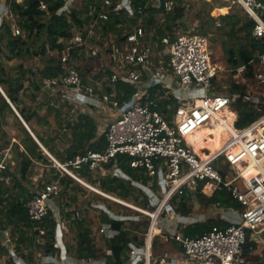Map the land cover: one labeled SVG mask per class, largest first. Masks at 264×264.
Wrapping results in <instances>:
<instances>
[{"label": "trees", "instance_id": "1", "mask_svg": "<svg viewBox=\"0 0 264 264\" xmlns=\"http://www.w3.org/2000/svg\"><path fill=\"white\" fill-rule=\"evenodd\" d=\"M42 1L47 4L45 10L40 8ZM66 1L6 0L11 15L5 16L0 23V86L39 141L62 163L89 150L103 151L108 142L106 133L99 131L95 118L80 110L83 104L68 96L71 89L62 85L55 86L51 84V80L66 74L68 66H74L84 77L85 84L96 85L89 80V70L84 66V62L88 58H103L106 53L98 51L94 54V47L101 50L105 44L125 41L127 33L132 32L141 23L147 33V42L151 41L153 44L157 42L160 44L159 47L163 48V37L170 36L174 40L178 33H181L179 27L187 9L185 0H173L174 7L171 10L154 6L152 0H131L134 14H130L126 9L120 12L111 11L107 20H100L94 26V35L90 38L93 47L87 44L71 46L70 41L79 30H83L84 36L87 37L88 28L98 17L101 6L98 0H83L81 6L75 5L70 11L60 12ZM215 1L219 3V7H222L218 11L228 12V7H224L227 6L226 0ZM204 3L209 4L206 0ZM92 5H97L98 8L90 14ZM237 5L245 15L229 12L216 18L209 12L208 19L201 22V29L192 31L208 36L210 27L216 25L219 20L221 29H228L227 33L231 37L236 36L238 40L237 44L233 43L230 37L224 42L229 70L247 65L248 74L252 75L251 62L257 58L259 51H264V43L252 34L256 21L249 16L242 5ZM206 25L209 28H205ZM35 58L41 59L42 63L33 68ZM28 62L31 64H27ZM111 73L112 69L107 65L100 72V79L104 77L102 80L105 82L104 91L109 94L115 93L114 99L120 104L131 101L137 88L124 81H119L115 88L109 87L107 76L109 77ZM219 89L223 90V87L220 86ZM45 90L48 92L47 95ZM227 90L230 93L241 94L233 103V108L239 114L238 127H245L259 117L261 111L244 100L245 85L233 81V85ZM51 91L54 93L52 96ZM38 93L45 95L41 101L38 99ZM11 103L0 90V130L11 118L19 131L18 141L12 146L16 159V168L11 171L12 182L0 183V230H10L18 254L31 264H37V255L42 253L59 256L61 249L56 245L59 222L69 255L79 260L102 259L106 264H125L132 248L134 246L141 248L145 244L150 217L117 201L116 203L126 212L114 213L115 207L108 202L111 199L97 192L96 199H103L109 203L105 209L101 208L100 227L103 223H107L118 233L109 237L99 232L100 227L96 230L92 229L91 222L79 209H69L73 204L78 203L80 192L88 189L80 181L58 168L55 161L45 153L33 133L25 126ZM177 105L173 97L159 101L160 110L170 120ZM9 144V142L0 144V151ZM130 160L127 155H119L117 160H112L103 166L104 171L101 169L92 171L88 165L72 169L84 181L107 194L142 208L155 209L156 206L152 203L148 189L150 182L153 181L151 190L156 194L160 192L157 179L149 176L141 168L131 167ZM41 166H43L42 170ZM117 166L130 178L114 174L113 171ZM39 174L40 177L36 176ZM53 180H58L62 185V191L55 198L60 212L56 214L51 211L42 221H34L29 216L27 204L38 190ZM135 182L143 185L145 191ZM84 202L89 208L95 203L89 198ZM172 204L177 212L186 216L197 215L202 211L209 213L212 206L218 207L217 209L242 208L229 191L217 190L210 194L204 190L203 184L197 187L195 198L189 190H186L181 200L178 201L176 196L172 199ZM58 217H60L59 222ZM227 225L228 223L225 224L218 217L208 214L206 220L187 225L183 232L186 236L198 237L214 226ZM70 228L76 229L75 243L66 241V232ZM100 238H103L105 243L104 249L99 245ZM170 244L181 248L173 239L168 242L161 236H156L153 241V251L155 253L161 246ZM258 244L259 240L249 235L248 242L244 246L242 264H264L263 258L250 259ZM2 254L8 255L6 264H17L9 255V249L2 245L0 240V255Z\"/></svg>", "mask_w": 264, "mask_h": 264}, {"label": "built area", "instance_id": "2", "mask_svg": "<svg viewBox=\"0 0 264 264\" xmlns=\"http://www.w3.org/2000/svg\"><path fill=\"white\" fill-rule=\"evenodd\" d=\"M73 1L67 0L60 12L70 11ZM229 1L242 5L256 21L252 34L264 43V0ZM98 2L101 10L90 24L89 34L85 37L84 31L79 30L71 39V46L87 44L93 47L90 40L94 35L93 28L100 20H107L111 11L126 9L134 14L131 0ZM152 2L158 8L171 10L174 7L173 0ZM40 8L47 9V4L42 1ZM97 8V5H92L90 14ZM10 15L7 2L0 3V23ZM217 23L221 25L219 20ZM126 36L123 42L105 44L103 50L94 47V54L98 51L106 53L105 66L112 69L110 76H107L109 87L115 88L119 81H124L137 88L131 101L120 104L114 99L115 93L104 91V81L96 85L85 84L84 77L74 66H68L66 74L51 80L55 86L70 88L68 96L80 104L96 99L99 103L95 106L109 104L117 112L103 129L108 142L103 151L89 150L66 163L53 156L52 159L59 169L94 191L150 217L145 244L141 248L134 246L125 264H242L249 235L260 241L264 234V91H259V86L264 85V51H259L257 58L251 62L252 75L248 74L247 65L229 70L236 84L246 86L244 100L261 111L259 117L249 125L238 127L239 114L233 108V103L241 94L230 93L227 90L229 86L225 84L222 91L214 86L223 68L215 66L212 61L209 36L192 30L181 32L174 40L170 36L163 37V48H160L157 42H147V33L141 23ZM170 73L178 77V87L170 92L178 103L171 120L159 108V101L169 98L154 97L150 90L163 84L164 76ZM229 112L236 114L233 122L229 119ZM218 126L225 127L230 134L223 146L215 151L209 147L198 151L189 136L203 128L215 129ZM214 137L215 133L210 134V138ZM119 155L129 156L131 167L141 168L157 179L160 192L156 194L151 190L153 181L148 189L155 209L142 208L107 194L88 184L72 169L88 165L92 171L103 170L105 164L117 160ZM13 157L11 148L0 151V183L12 182ZM253 167L258 173L248 177ZM113 173L130 178L118 166ZM200 184L207 192L229 191L242 209L220 208L227 226H214L198 237H189L183 229L198 220L195 214L186 216L177 212L172 199L177 196L180 201L186 190L195 198ZM61 191L62 185L58 180L46 183L27 204L30 218L42 221L51 211L59 214L55 198ZM58 228H62L60 222ZM99 232L109 237L118 233L107 223L100 227ZM156 236L168 242L173 239L181 248L170 247L155 256L153 241ZM0 240L17 264H31L18 254L10 230H0ZM56 245L61 249L59 256L39 254L41 264H106L102 259L79 260L69 255L67 249Z\"/></svg>", "mask_w": 264, "mask_h": 264}, {"label": "rangeland", "instance_id": "3", "mask_svg": "<svg viewBox=\"0 0 264 264\" xmlns=\"http://www.w3.org/2000/svg\"><path fill=\"white\" fill-rule=\"evenodd\" d=\"M185 1L187 3L186 4L187 9H186L185 17L181 21L182 24L179 27L180 32L201 29V27H200L201 22L208 19V13L209 12H210L211 16H215L216 18L219 17L220 15L227 14L229 12H238L242 16L245 15V13L241 9V7H239L235 3H232L229 0H226L227 6H224V7H228V12H226V13H222V12L218 11V9H220L222 7H219V3L215 0H206L209 2V4H207V5L204 3V0H185ZM82 4H83V0H74L72 7L75 5L81 6ZM217 25H218V23L216 25L210 27V29H209L210 34L208 35L210 37V43H211L212 61H213L215 66L219 65L220 67L223 68L219 73L220 77L215 80L214 86L219 88L220 86L225 84L226 86L228 85L230 87L231 85H233V80H231L229 67L227 65L228 64L227 63V57L228 56H227V53L225 51L224 42L226 40H228L231 36L227 33L228 29L227 30L221 29L222 27H220V25H218V26ZM222 26H224L223 22H222ZM205 28H209V27L206 25ZM239 35H241V34H239ZM231 38H232V42L237 44V41H238L237 37L233 36ZM106 61L107 60H106L105 56L103 58H88L85 60L84 66H86V68L89 70L88 78L92 83H94L95 81L90 79V77H92L94 74H97V73L99 74L100 71L105 67ZM15 62H17V60H15ZM33 62H35V63L32 64V67L36 68L37 65H41L42 60L41 59L39 60V58H35V60L33 59ZM27 64L30 65L31 63L28 62ZM103 79H104V77L97 80V82L95 84H98L99 82L102 83ZM230 81H232V83H230ZM166 83H167V85H166ZM162 85L166 89L168 87H170L169 92H173L174 91L173 89L178 87L177 75H175L174 73L166 74L163 78V84ZM219 91H222V89H219ZM259 91H264V85L259 86ZM95 116L97 118H100V120L104 121L105 123H107L110 120L109 112H103L100 114L97 113ZM7 128H9V127L7 126ZM9 129L12 132L11 128H9ZM2 131L3 130H0V144L1 145L5 144L4 142L7 141V139L4 137ZM207 141H208V143L213 144L214 138L208 137ZM42 168H43V166L40 167L41 170H42ZM36 176L40 177L41 175L39 174ZM124 178H126V177H124ZM81 184L84 185L88 190L85 192H80V194H79L80 198H79L78 203L73 204L72 207H70L69 209H71V208L72 209H79L80 212L84 215V217L87 218V220H89L91 222L92 229H95V230L99 229V227L101 225V217H102V214H101L102 209L101 208L105 209L106 205H108L109 203L115 207L116 211H114V213L115 212H121V211L126 212V210L124 208L119 206L116 203V201L111 199V198H110L111 200L108 201L109 203L108 202L106 203L103 199H96L97 198V194H96L97 192L94 191L87 184H85V183H81ZM31 188L34 189V187H31ZM141 188L145 191L144 187H141ZM212 193H214V192H210V194H212ZM86 198L93 200V203L95 202L94 206H92L90 208L88 206H85L84 201ZM213 208H214V206H212L209 210H212ZM237 209L241 210L242 208H240V209L237 208ZM103 224H105V223H103ZM261 237H262V239L259 241L258 248L250 256V259H252V260L257 259V258H263L264 259V234H262ZM66 241L71 242V243L76 242V229H73V228H70V230L68 229V231L66 232ZM57 244L60 245L64 250H66L64 232H63L62 228H58V231H57ZM99 245L103 249L105 248V243L103 241V238L102 239L100 238ZM169 248H170V245L161 246L159 249L156 250L154 255L159 256L161 253H163L165 250H168ZM39 257L40 256L37 255V259H36L37 264L40 263ZM7 260H8L7 254L0 255V264H6Z\"/></svg>", "mask_w": 264, "mask_h": 264}, {"label": "crops", "instance_id": "4", "mask_svg": "<svg viewBox=\"0 0 264 264\" xmlns=\"http://www.w3.org/2000/svg\"><path fill=\"white\" fill-rule=\"evenodd\" d=\"M6 2V0H0V3H5ZM101 72V71H100ZM100 73L98 74H94L92 77H90V79H92V80H94L93 82L94 83H96L97 82V80H99L100 79ZM92 83V82H91ZM166 85H167V83H166ZM171 86V85H170ZM166 88H164V86L161 84V85H157V86H155V87H152L150 90H151V93H152V95L153 96H156V95H158V96H161V97H165V98H169V99H171V97H173V95L169 92V89H170V87H168L166 90H165ZM45 92H46V90H45ZM47 93L48 92H46L45 93V95H47ZM170 93V94H169ZM39 94V97H38V99L41 101L44 97H45V95H42L41 93H38ZM54 93L51 91V93H50V95L52 96ZM167 96V97H166ZM168 100V99H167ZM99 102L96 100V99H90V100H88V103L87 104H83L82 105V107H81V111L82 112H86V113H89V114H91L94 118H95V120H96V122H97V124H98V127H99V131L102 133L103 132V129L105 128V125L112 119V118H114L116 115H117V112L112 108V107H110V105L109 104H104L102 107H98V106H95V104H98ZM16 109V108H15ZM16 111L18 112V110L16 109ZM103 112H109V116H110V120L107 122V123H105L104 121H101L100 120V118H97L95 115L97 114V113H103ZM17 114H20L19 112L17 113ZM99 119V120H98ZM26 122V121H25ZM24 123V122H23ZM27 124V123H26ZM7 126L9 127V128H11V130H12V132L10 131V129L9 128H7ZM26 126V125H25ZM28 126V127H27ZM27 128L30 130V132H32L33 133V131L31 130V128H30V126L27 124ZM3 131V135H4V137L7 139V141H5L4 143H6V142H9L10 144H9V146L8 147H6V148H11V150H12V146H13V143L14 142H16V141H18V135H19V131H18V129H17V127L15 126V123H14V120L13 119H9L8 120V124H3V129H2ZM33 135H34V137L36 138V140L38 141V143L40 142L39 141V139L36 137V135L33 133ZM41 143V142H40ZM39 143V144H40ZM42 144V143H41ZM43 145V144H42ZM44 146V145H43ZM45 147V146H44ZM6 148H4V149H6ZM46 148V147H45ZM47 149V148H46ZM44 151H45V149H43ZM48 151V150H47ZM12 152H13V150H12ZM49 152V151H48ZM45 153L47 154V152L45 151ZM50 153V152H49ZM13 154H14V152H13ZM51 154V153H50ZM48 155V154H47ZM51 156H53L52 154H51ZM53 157H55V156H53ZM14 158V161L16 160L15 159V156L13 157ZM15 168H16V161H15V164L12 166V170H15ZM218 207H215L214 206V208L212 209V210H210V212L209 213H207V211L205 212V211H202V212H200V213H198L197 215H195V217L197 218V220L198 221H202L203 219L205 220V219H207L208 218V214L209 215H211V216H214V217H218L219 219H221L225 224H227V221L224 219V214H222V212H221V210L220 209H217ZM170 247L172 248H178L179 246H176V245H172V244H170ZM39 264H41V261H40V263Z\"/></svg>", "mask_w": 264, "mask_h": 264}, {"label": "bare ground", "instance_id": "5", "mask_svg": "<svg viewBox=\"0 0 264 264\" xmlns=\"http://www.w3.org/2000/svg\"><path fill=\"white\" fill-rule=\"evenodd\" d=\"M229 119L233 122L235 119L236 114L233 112H229ZM215 133L214 137V143L210 144L208 143L207 139L210 137V134ZM230 134L226 130L225 127L218 126L215 129L211 128H203L196 132L195 134L190 135V140H192L195 144V148L198 151H201L203 148L209 147L213 151L219 149L223 144L226 142ZM258 173V170L253 167L251 168L250 172L248 173V177H251L252 175H255Z\"/></svg>", "mask_w": 264, "mask_h": 264}, {"label": "water", "instance_id": "6", "mask_svg": "<svg viewBox=\"0 0 264 264\" xmlns=\"http://www.w3.org/2000/svg\"><path fill=\"white\" fill-rule=\"evenodd\" d=\"M0 90L3 92L4 96L8 99V101L11 103L10 99L8 98V96L6 95V93L4 92V90L2 89V87L0 86ZM11 105L13 106V108L15 109V106L11 103ZM16 111V109H15ZM17 112V111H16ZM18 113V112H17ZM21 118V120L24 122V124L27 126L25 120L22 118V116L20 114H18ZM28 127V126H27ZM40 143V142H39ZM41 147L43 149H45V151L47 152V154L52 158L51 154L47 151V149L40 143Z\"/></svg>", "mask_w": 264, "mask_h": 264}]
</instances>
